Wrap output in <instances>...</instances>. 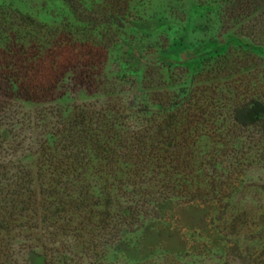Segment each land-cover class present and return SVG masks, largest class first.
<instances>
[{"label":"rangeland","instance_id":"obj_1","mask_svg":"<svg viewBox=\"0 0 264 264\" xmlns=\"http://www.w3.org/2000/svg\"><path fill=\"white\" fill-rule=\"evenodd\" d=\"M85 1L81 23L62 0H0V7L35 20L41 35L56 44H70L73 32L87 43L53 73L46 95L36 96V103L19 102L24 108L18 111L35 116L36 130L15 140L21 144L15 164L19 159L36 168V141L45 139L46 122L62 123L78 107L92 109L96 117L106 110L116 116L163 90L177 93L184 105L192 94L195 108L215 112L216 119L204 124L224 132L226 156L242 168L243 189L227 215L217 202L174 206L105 253L83 239L75 248L70 237L58 252L42 232L17 226L7 234L0 223V264H45L52 251L61 264H241V253L261 256L255 263L264 264V127H239L232 118L236 105L264 101V0ZM94 17L100 22L93 23ZM92 39L107 49L98 51ZM92 66L104 86L90 84Z\"/></svg>","mask_w":264,"mask_h":264},{"label":"trees","instance_id":"obj_2","mask_svg":"<svg viewBox=\"0 0 264 264\" xmlns=\"http://www.w3.org/2000/svg\"><path fill=\"white\" fill-rule=\"evenodd\" d=\"M62 1L84 23L86 1ZM37 27L32 18L0 7V223L7 234L20 226L45 234L51 250L61 252L73 240L78 248L83 239L105 253L174 206L217 202L223 215L234 209L231 200L243 189L242 168L227 158L224 132L204 124L216 119L215 112L195 108L192 94L184 105L175 92L151 91L116 116L106 110L96 117L92 109L78 107L62 123L42 126L36 168L19 159L16 165L21 144L15 140L36 130L35 116L18 111L24 108L19 102L36 103V96L46 95L53 73L77 58L86 43L73 32L70 44H56ZM90 43L100 52L107 49L95 39ZM89 72L91 85L104 86L100 72L93 66ZM151 85L145 82L149 92ZM232 118L239 127H264V101L236 105ZM57 258L46 253L45 264H61ZM258 258L238 255L241 264H256Z\"/></svg>","mask_w":264,"mask_h":264}]
</instances>
